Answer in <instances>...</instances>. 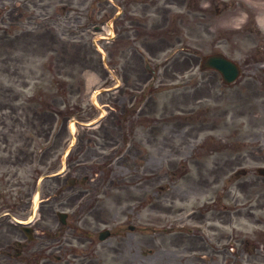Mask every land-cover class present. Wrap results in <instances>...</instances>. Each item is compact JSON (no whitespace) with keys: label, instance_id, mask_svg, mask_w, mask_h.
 Masks as SVG:
<instances>
[{"label":"rangeland","instance_id":"rangeland-1","mask_svg":"<svg viewBox=\"0 0 264 264\" xmlns=\"http://www.w3.org/2000/svg\"><path fill=\"white\" fill-rule=\"evenodd\" d=\"M158 12H169L165 24ZM251 12L262 18L264 0H0V242L20 236L14 219L34 217L29 264H182L180 242L193 240L212 253L184 259L218 264L213 246L227 241L216 239L235 232L264 249L262 178L245 191L229 186L230 196L225 176L194 187L198 154L264 157V43L243 28ZM220 36L231 38L220 48L241 77L199 90L212 72L198 62L221 50ZM182 60L191 68L181 78ZM66 105L74 117L65 124L56 112ZM41 142L49 147L37 161L29 155ZM39 167L64 174L37 179ZM58 211L69 214L65 227Z\"/></svg>","mask_w":264,"mask_h":264},{"label":"flooded vegetation","instance_id":"flooded-vegetation-1","mask_svg":"<svg viewBox=\"0 0 264 264\" xmlns=\"http://www.w3.org/2000/svg\"><path fill=\"white\" fill-rule=\"evenodd\" d=\"M167 13L168 12H161L160 15L164 17L162 19L163 24L167 21ZM179 23H182V18L178 19ZM179 36H177V43L179 41ZM219 40L218 42H221ZM226 43V41H223ZM169 44V43H168ZM190 68V63L179 64L176 67V74L182 78L184 72ZM209 77L203 78L201 80V86H199V90L208 91L212 90L213 82L215 81V77L218 76L217 73H213L208 75ZM253 82L250 80L246 83V86L249 87ZM253 90V89H251ZM203 142L198 143V147H200ZM207 157V159H206ZM251 157V158H250ZM262 160L264 159L261 157H252L251 154H241L237 156H224L220 157L217 155H212V153L207 154H198L197 158L193 159V164L196 167V180L195 182V190L197 192H205L208 191L213 186L217 185L220 182L221 177H227L225 180L224 190L226 189V194L229 195V186H232L236 190L245 191L247 189L253 188L260 178L264 180V177H261L257 173V168L254 171H249L244 169L243 165L246 164L247 160ZM240 174H239V171ZM231 173V174H229ZM239 174V175H237ZM249 176L248 179H244ZM238 201V199H237ZM209 203V202H207ZM236 218L241 217L240 212H235ZM230 215V212L228 213ZM220 222L227 223V219L219 214ZM207 218L203 220L206 221ZM208 220H212V218H208ZM199 222V219H197ZM4 223H2L3 226ZM33 233L31 232L30 235ZM192 237H195L192 236ZM233 238V243H230L231 239ZM12 239V238H11ZM16 242H0V264H29L34 262L35 260V252L37 251V243L36 238L34 236H27L22 230L20 236H16ZM227 241L224 246H213V254L214 252L216 255L223 258V263L218 261V264H260L263 261L264 257V249L259 247V238H255V242H250L249 238L242 233H222L220 237L216 239L217 243H221L222 241ZM51 248V247H49ZM180 257L182 264H194L195 258L190 256V258L184 259L185 255H188V252L201 253V252H208L212 253L211 249L207 248L206 245L198 244L197 240H193L192 243L190 242H180ZM209 249V250H208ZM213 258V257H212ZM184 259V260H183ZM14 261V262H10ZM48 260V259H47ZM44 261L43 263H48V261ZM19 261V262H18ZM212 262H217L215 257L213 258ZM33 264V263H32ZM200 264V263H199ZM202 264V263H201Z\"/></svg>","mask_w":264,"mask_h":264},{"label":"water","instance_id":"water-1","mask_svg":"<svg viewBox=\"0 0 264 264\" xmlns=\"http://www.w3.org/2000/svg\"><path fill=\"white\" fill-rule=\"evenodd\" d=\"M204 65L214 67L219 72H221L225 82L229 83L234 80V78L238 75L237 67L224 59L221 55L209 56L205 59ZM259 174L264 176V168L259 169ZM63 215H60L62 218Z\"/></svg>","mask_w":264,"mask_h":264},{"label":"trees","instance_id":"trees-1","mask_svg":"<svg viewBox=\"0 0 264 264\" xmlns=\"http://www.w3.org/2000/svg\"><path fill=\"white\" fill-rule=\"evenodd\" d=\"M56 113H58L59 115H62V114H64V113H62L61 111H57ZM67 114H71V112H69V113H67V112H65V116L67 115Z\"/></svg>","mask_w":264,"mask_h":264},{"label":"bare ground","instance_id":"bare-ground-1","mask_svg":"<svg viewBox=\"0 0 264 264\" xmlns=\"http://www.w3.org/2000/svg\"><path fill=\"white\" fill-rule=\"evenodd\" d=\"M71 129H73L72 125H71Z\"/></svg>","mask_w":264,"mask_h":264}]
</instances>
